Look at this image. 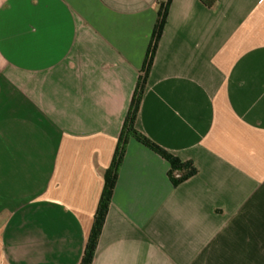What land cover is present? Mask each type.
Masks as SVG:
<instances>
[{
	"label": "crops",
	"instance_id": "0c3cea01",
	"mask_svg": "<svg viewBox=\"0 0 264 264\" xmlns=\"http://www.w3.org/2000/svg\"><path fill=\"white\" fill-rule=\"evenodd\" d=\"M161 0H0V264H79ZM170 0L92 264H264V0Z\"/></svg>",
	"mask_w": 264,
	"mask_h": 264
},
{
	"label": "trees",
	"instance_id": "16d2710c",
	"mask_svg": "<svg viewBox=\"0 0 264 264\" xmlns=\"http://www.w3.org/2000/svg\"><path fill=\"white\" fill-rule=\"evenodd\" d=\"M206 4L211 5L214 0H204ZM204 2V3H205ZM170 0H161L158 7V21L156 23L153 38L150 47L148 48L146 60L144 62L143 74L140 75L132 100L126 114L120 135L117 139L114 153L110 165L105 173L101 195L97 204V208L93 217L92 226L84 247L83 255L79 264H92L94 253L96 250L98 238L100 236L102 226L106 217L108 206L111 201L113 190L116 184L118 172L125 155L127 144L130 140H135L143 146L150 149L165 159L169 164L168 177L173 185H178L196 173L195 167L190 162H182L166 150L151 141L145 135L137 131L134 127L135 119L138 114L146 76L150 68L153 54L155 52L158 40L161 36L165 25L166 10Z\"/></svg>",
	"mask_w": 264,
	"mask_h": 264
}]
</instances>
